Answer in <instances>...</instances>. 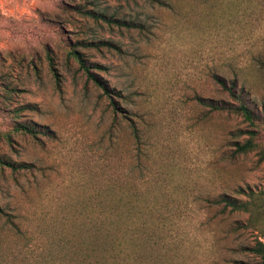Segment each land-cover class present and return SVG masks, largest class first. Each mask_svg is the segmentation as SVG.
I'll use <instances>...</instances> for the list:
<instances>
[{"label": "rangeland", "instance_id": "obj_1", "mask_svg": "<svg viewBox=\"0 0 264 264\" xmlns=\"http://www.w3.org/2000/svg\"><path fill=\"white\" fill-rule=\"evenodd\" d=\"M72 47L99 67L118 108ZM214 73L237 80L261 116L247 153L229 156L248 137L231 133L252 127L197 100L226 98ZM17 121L46 134L13 132ZM263 151L264 0H0V155L30 166L0 167V207L19 231L0 218V264L99 229L103 214L122 238L142 236L141 222L159 236L157 246L130 245L129 264L254 263ZM221 194L257 208L221 214L211 203Z\"/></svg>", "mask_w": 264, "mask_h": 264}, {"label": "trees", "instance_id": "obj_2", "mask_svg": "<svg viewBox=\"0 0 264 264\" xmlns=\"http://www.w3.org/2000/svg\"><path fill=\"white\" fill-rule=\"evenodd\" d=\"M125 26V22H121ZM93 44L92 42L88 45ZM96 45L102 44L109 48L114 47L111 42L100 41L95 43ZM49 53L46 54V58L49 63V68L57 79L56 66L53 60V57ZM68 54L72 56L75 60L78 61L79 67L83 69L86 78L100 87L103 93L110 99V103L117 107V103L114 100V95L118 96L113 89H111L106 82L94 71V68H99L96 64H88L86 60L82 57V53L76 50L75 47L69 49ZM262 65V64H261ZM215 85L225 94V99H209L203 97H197L199 104L208 107V109L216 115L226 112L228 115H235L241 117L243 121H246L251 129H246L245 131H237L231 133L232 136L238 137L242 134H247L248 137L243 141L239 142L237 140L232 141V146L234 147L233 151L229 155L230 157L247 153L258 146L257 141L255 140L257 134L258 122L261 119V116L258 112L250 106L249 97L242 87L239 86L237 80L233 79L227 81L220 75L214 73L212 75ZM3 88L8 91L10 89L7 85H3ZM125 119L128 117L123 115ZM130 122V127L132 134L136 139L140 138L139 127L135 121L128 119ZM13 132H20L23 134H29L36 136L37 133L46 134V131L37 129L35 124L29 122L17 121L13 124ZM6 141L11 143V137L9 134L5 135ZM264 155V151L262 153ZM0 167H7L13 173L20 172L21 170L28 169L30 166L27 163L11 161L4 156L0 155ZM251 196V193H249ZM215 206H220V213L224 214L226 208H230L229 211H243V212H252L253 208H257L254 203L246 200L239 202L235 198H232L227 195L221 194L219 198L212 200L211 202ZM14 215L5 212V210L0 207V218L4 219V223H7L9 226L17 229V223L14 221ZM112 216L103 214L101 217V224L99 229H88V231H83L80 233L79 237L76 239L66 240L65 236H60L57 243L54 245L53 251L41 250L35 253L37 247L33 246L30 254L32 255L31 260L26 259L24 264H129V251L130 245L140 246L146 248V241L153 245H159V236L152 233L154 237L146 236L145 234V222H141L143 234L140 237H132L131 232L125 229V237L122 238L117 234V231L113 230L110 226V218ZM93 224V223H90ZM262 232L263 239H258L255 244L250 247L248 250L251 251L254 255L258 256V260L254 263H246L244 261H234L233 264H264V229L258 227ZM73 235V234H72ZM69 238V237H68ZM139 239L138 243H135ZM65 240V241H64ZM69 242L70 246H67L66 243L62 245L63 242ZM121 246L126 248L127 254L123 256L120 255L122 249ZM160 250V248H158Z\"/></svg>", "mask_w": 264, "mask_h": 264}]
</instances>
